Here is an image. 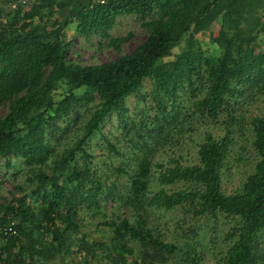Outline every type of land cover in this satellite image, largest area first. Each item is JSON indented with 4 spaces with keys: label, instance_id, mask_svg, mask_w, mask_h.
Segmentation results:
<instances>
[{
    "label": "trees",
    "instance_id": "trees-1",
    "mask_svg": "<svg viewBox=\"0 0 264 264\" xmlns=\"http://www.w3.org/2000/svg\"><path fill=\"white\" fill-rule=\"evenodd\" d=\"M74 3L42 0L28 11L17 9L13 13L0 8V105H9L0 118V160L9 154L22 157L30 166L27 181L32 187L31 193L25 194L23 186L17 185L20 196L12 197L0 209V218L16 220L19 231L17 238L3 244V261L49 264L74 253L84 264H91L100 252L98 264H155L150 259L155 253H173L176 248L165 242L142 214L134 220L124 217L119 222L110 221L114 227L110 244L79 236L80 205L88 200L98 206L104 184L94 179L89 165H78L76 156L82 152L90 157L87 140L100 131L103 120L112 112L127 111L126 99L137 93L147 78L154 79L159 96H169L186 79L193 81L194 73L203 74L206 93L194 102V111L211 118L232 106L241 83L257 85L264 80V50L255 44L264 31V0H96L75 15L76 31L86 38L96 34L109 37V45L117 50L130 38L110 35L118 16L139 14L150 19L143 22L148 30L146 39L132 53L88 65L69 59L73 42L65 40L64 33L36 20ZM219 18L216 41L220 53L204 55L201 48L195 49L196 34ZM184 41L182 52L174 55L173 50ZM57 87L66 89L67 94L56 104L52 92ZM83 88V93L76 92ZM96 94L101 102L94 109L88 108L89 117L81 126V134L75 136L74 145L54 156L50 126L74 112L78 114ZM251 123L258 160L236 192L228 194L222 187V169L232 144L228 131L222 137L206 134L198 150V163L183 165L174 159L175 166L159 175L161 184L187 181L194 188L171 193L161 189L147 197L152 160L146 153L130 174L126 197L141 207L145 199L166 209L189 202L195 205L196 214L222 212L237 218L229 234L235 240L226 251L225 262L257 264V245L264 234V113ZM49 170L56 174H49ZM60 171L66 174L63 180ZM30 197L39 202L35 207ZM48 235L51 240H47ZM131 239L140 243L142 253L140 258L128 261L127 256L135 252L129 244Z\"/></svg>",
    "mask_w": 264,
    "mask_h": 264
},
{
    "label": "rangeland",
    "instance_id": "rangeland-1",
    "mask_svg": "<svg viewBox=\"0 0 264 264\" xmlns=\"http://www.w3.org/2000/svg\"><path fill=\"white\" fill-rule=\"evenodd\" d=\"M15 0H0V8L5 13H13L10 3ZM63 0H57L58 3ZM96 0H75L72 6L57 9L54 13L46 12L42 20L53 31L64 33V39L72 41L69 59L83 65L99 64L116 59L120 54L132 53L148 35L143 26L144 18L139 14L120 15L109 33L113 37L130 36L129 40L121 44L120 50L109 45L110 38L100 34L84 37L76 31L74 17L89 3ZM35 2V3H33ZM42 0H31L30 6L38 5ZM33 3V4H32ZM29 9H27L28 11ZM36 21V22H38ZM221 28V18L216 20L207 30L196 34L198 44L195 49L201 48L204 55L220 53L216 38ZM256 48L264 50V31L259 33ZM185 41L173 50V54L182 52ZM250 47L247 52L250 53ZM174 55L166 58L170 60ZM195 71V70H194ZM193 81L186 79L182 87L169 96H159L155 89L153 78L144 80L139 91L129 96L125 101L127 111L112 112L106 117L100 131L92 135L85 147L90 157L78 153V165H89L94 179L104 184L100 194L99 205L93 201L84 200L80 205L79 217L81 220L79 236L86 235L89 241H98L110 244L114 238V227L110 221L117 222L124 217L134 220L142 214L147 224L158 233L167 243L174 244L175 251L167 253L160 251L150 258L155 264L164 262L171 264H226V251L230 243L233 227L237 218L222 212L216 214H196L195 205L186 202L173 209L150 205L145 199V206L141 207L136 200L130 201L128 184L130 174L137 168L141 157L149 153L152 160L151 176L147 197H152L163 189L169 193L178 190H189L195 187L191 182L176 181L170 184H161L159 175L168 167L175 166L176 159L180 164L190 165L199 162V147L205 140L207 133L222 137L228 131L231 136L229 157L222 169V187L230 194L241 189L249 173L254 169L258 157L253 146L252 119L264 113V80L257 85L240 84V92L232 99V106L220 112L216 118L201 115L194 111V102L206 93L207 79L203 74H193ZM85 89L76 91L83 93ZM54 100L62 99L67 91L57 87L52 92ZM101 102L96 98L87 107L79 109V113L63 117L50 126L48 135L52 138L53 155L56 156L64 148H70L75 143V136L81 134V126L89 117L88 108L94 109ZM55 104V106H56ZM8 103L0 105V118L8 112ZM114 145L116 149H113ZM30 166L22 157L9 154L0 160V209L12 197L20 196L17 185H22L25 194L31 193L27 175ZM49 174L56 172L49 170ZM62 174L61 180L66 174ZM90 187V186H89ZM23 192V193H24ZM29 202L35 207L39 202L30 197ZM50 236H52L50 234ZM48 235L47 240H51ZM129 244L135 248L134 254L127 256V260L140 258L141 245L134 239ZM151 253V252H150ZM257 264H264V234L257 245ZM116 256V253H112ZM100 252L91 264L99 263ZM108 261V258H103ZM84 264L83 260L71 253L60 261L49 264ZM109 264H117L109 263Z\"/></svg>",
    "mask_w": 264,
    "mask_h": 264
},
{
    "label": "built area",
    "instance_id": "built-area-1",
    "mask_svg": "<svg viewBox=\"0 0 264 264\" xmlns=\"http://www.w3.org/2000/svg\"><path fill=\"white\" fill-rule=\"evenodd\" d=\"M103 1L104 0H102V2ZM30 3L31 0H15L14 2L10 3V10L15 11L17 9H22L26 11L27 9H30L34 6L33 5L29 7ZM16 223L17 222L14 219L4 221L0 218V255H2L0 257V264H5L3 259L6 257V252H4L2 249L3 244L8 242L11 238H17L19 236Z\"/></svg>",
    "mask_w": 264,
    "mask_h": 264
}]
</instances>
